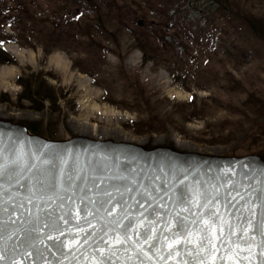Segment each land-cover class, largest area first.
<instances>
[{
	"label": "water",
	"instance_id": "obj_1",
	"mask_svg": "<svg viewBox=\"0 0 264 264\" xmlns=\"http://www.w3.org/2000/svg\"><path fill=\"white\" fill-rule=\"evenodd\" d=\"M220 229L219 251H201ZM262 252L259 155L52 140L0 118V264H261Z\"/></svg>",
	"mask_w": 264,
	"mask_h": 264
},
{
	"label": "rangeland",
	"instance_id": "obj_2",
	"mask_svg": "<svg viewBox=\"0 0 264 264\" xmlns=\"http://www.w3.org/2000/svg\"><path fill=\"white\" fill-rule=\"evenodd\" d=\"M110 2L158 22L167 19L171 0ZM228 2L231 13L205 28H174L187 41L182 58L188 77L179 80L181 88L170 79L168 64L142 61L135 42L119 29L118 13L107 11L100 23L93 7L67 14L57 0H0L3 48L15 59V65H0V118L36 123L52 140L79 135L178 148L177 142L187 148L181 151L204 155H258L264 151V50L240 16L264 23V0ZM62 18L70 25L56 26ZM9 37L15 43H6ZM30 73L52 88L54 105L31 109L18 100L15 78ZM90 128L99 137L76 132Z\"/></svg>",
	"mask_w": 264,
	"mask_h": 264
},
{
	"label": "trees",
	"instance_id": "obj_3",
	"mask_svg": "<svg viewBox=\"0 0 264 264\" xmlns=\"http://www.w3.org/2000/svg\"><path fill=\"white\" fill-rule=\"evenodd\" d=\"M59 10H63L67 14L85 13L82 10L96 12V19L103 23L102 15L107 11L111 14L118 13L120 16L119 29L125 30L132 41L135 42V48L139 51L143 62H164L167 65L168 72L170 71V79L180 86L186 88L179 83V80H185L188 73L184 68V60L182 55L186 51V39L178 38L173 34L174 28L178 26L186 30L187 33L197 29L205 28L210 21L216 20L219 17H225L231 13L228 0H171L168 9L166 20L150 21L142 13H133L132 6H119L110 0H57ZM138 10V9H137ZM1 15L5 12L1 11ZM132 13L131 19L129 14ZM64 18L68 15L64 14ZM77 15L73 16L76 18ZM58 19L56 26H68L67 21ZM242 23L248 32L262 44L264 50V23L255 16H240ZM15 17L9 21V24L14 21ZM164 29L161 26L163 23H168ZM5 35L0 32V65H15V59L4 48L3 44ZM6 43H15L12 37H9ZM173 66L178 68L171 69ZM172 70V71H171ZM182 73V77L179 75ZM180 76V77H179ZM15 83L21 88L18 96L19 101H27L31 105V109L40 108L43 102L54 105L56 99L53 95V90L46 84L39 73H30L26 77L18 76L15 78ZM229 93V90L227 91ZM245 100L242 103H247ZM32 134L44 135L43 129L36 123L20 122ZM49 135V134H48ZM50 136V135H49ZM149 148V146H147ZM172 149V147L169 146ZM264 161V151L258 154Z\"/></svg>",
	"mask_w": 264,
	"mask_h": 264
},
{
	"label": "snow or ice",
	"instance_id": "obj_4",
	"mask_svg": "<svg viewBox=\"0 0 264 264\" xmlns=\"http://www.w3.org/2000/svg\"><path fill=\"white\" fill-rule=\"evenodd\" d=\"M207 223V222H206ZM220 234L219 235H216L215 234V230H213L212 232H210L208 234V236H205L201 239L200 241V248H201V251L204 250L205 248V244H204V241H207V245L213 250V251H219V248L216 244V241H219L220 244H224V239H223V235H224V230L223 229H220L219 230ZM174 245H169V248H173ZM262 255H264V252L261 253ZM250 258V257H249ZM211 259L213 261L217 260V259H222L221 257H218V256H215L213 255L211 257ZM227 259H232L231 257H227ZM233 264H237L236 261H233ZM261 264H264V261H261Z\"/></svg>",
	"mask_w": 264,
	"mask_h": 264
},
{
	"label": "bare ground",
	"instance_id": "obj_5",
	"mask_svg": "<svg viewBox=\"0 0 264 264\" xmlns=\"http://www.w3.org/2000/svg\"><path fill=\"white\" fill-rule=\"evenodd\" d=\"M8 49H10V48H8ZM13 53L15 54V56L17 55L16 52H14V50H13ZM76 132H77V133H81V134H85V135H87V136H96V137H99V135H96V134H97L96 130H95V129H91V128L89 129V131L76 130ZM115 138H116L117 140H120V139H118L117 136H115ZM124 141H126V140H124ZM175 143H176V146H177L179 149L187 150V148H185L182 144L177 143V142H175Z\"/></svg>",
	"mask_w": 264,
	"mask_h": 264
}]
</instances>
